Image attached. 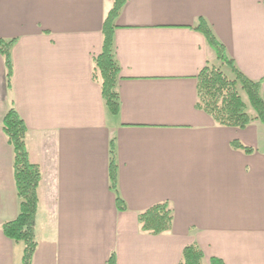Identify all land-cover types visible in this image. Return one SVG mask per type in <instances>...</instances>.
<instances>
[{
  "label": "crops",
  "instance_id": "0c3cea01",
  "mask_svg": "<svg viewBox=\"0 0 264 264\" xmlns=\"http://www.w3.org/2000/svg\"><path fill=\"white\" fill-rule=\"evenodd\" d=\"M109 0H0V39L15 40L10 87L0 56V264L22 248L2 224L18 214L12 149L1 128L14 108L41 173L31 264H264V125L217 126L196 109V77L217 64L205 22L234 66L261 81L262 0H125L113 23L118 113L110 115L92 59L102 47ZM114 140L118 211L108 183ZM237 141L252 150L231 147ZM172 210L170 231L151 236L137 216Z\"/></svg>",
  "mask_w": 264,
  "mask_h": 264
},
{
  "label": "trees",
  "instance_id": "16d2710c",
  "mask_svg": "<svg viewBox=\"0 0 264 264\" xmlns=\"http://www.w3.org/2000/svg\"><path fill=\"white\" fill-rule=\"evenodd\" d=\"M112 3L102 23V47L99 55L92 59V79L100 85L104 105L110 115L118 113V96L114 90L118 67L114 60L112 30L113 23L125 0H109ZM264 8V0H262ZM212 49L217 64L206 65L196 77V109L204 112L221 127L244 129L251 122L264 125V98L261 95V81H252L235 66L223 47L215 38L205 22L195 27ZM15 40L0 39V56L3 60L6 83L10 87L13 73L11 49ZM8 145L12 149V171L18 214L13 221L2 224L3 235L10 241L21 245L20 264H31L37 247L35 222L39 207L38 188L41 173L37 165L30 162L26 147V126L14 108L4 115L1 124ZM231 147L244 153L252 152L237 141ZM108 183L114 194L118 211H125L126 205L117 191V162L114 140L108 146ZM139 230L143 234L158 236L170 231L173 221L172 210L167 203L151 206L137 216ZM114 255L109 264H113ZM202 252L194 245L184 248L180 264H203ZM210 264H223L211 258Z\"/></svg>",
  "mask_w": 264,
  "mask_h": 264
},
{
  "label": "rangeland",
  "instance_id": "374dc122",
  "mask_svg": "<svg viewBox=\"0 0 264 264\" xmlns=\"http://www.w3.org/2000/svg\"><path fill=\"white\" fill-rule=\"evenodd\" d=\"M19 246H21V245H19Z\"/></svg>",
  "mask_w": 264,
  "mask_h": 264
}]
</instances>
